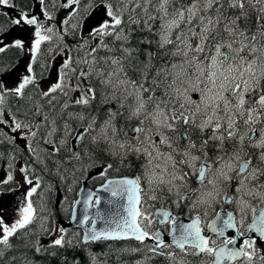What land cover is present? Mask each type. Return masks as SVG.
Returning a JSON list of instances; mask_svg holds the SVG:
<instances>
[{
	"label": "snow or ice",
	"instance_id": "obj_1",
	"mask_svg": "<svg viewBox=\"0 0 264 264\" xmlns=\"http://www.w3.org/2000/svg\"><path fill=\"white\" fill-rule=\"evenodd\" d=\"M0 264H264V0H0Z\"/></svg>",
	"mask_w": 264,
	"mask_h": 264
},
{
	"label": "water",
	"instance_id": "obj_2",
	"mask_svg": "<svg viewBox=\"0 0 264 264\" xmlns=\"http://www.w3.org/2000/svg\"><path fill=\"white\" fill-rule=\"evenodd\" d=\"M67 226H71V227L76 228V226L74 224H70V222L67 224Z\"/></svg>",
	"mask_w": 264,
	"mask_h": 264
},
{
	"label": "trees",
	"instance_id": "obj_3",
	"mask_svg": "<svg viewBox=\"0 0 264 264\" xmlns=\"http://www.w3.org/2000/svg\"><path fill=\"white\" fill-rule=\"evenodd\" d=\"M61 217H62V216H61ZM61 217H60V218H61Z\"/></svg>",
	"mask_w": 264,
	"mask_h": 264
}]
</instances>
